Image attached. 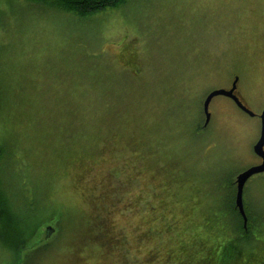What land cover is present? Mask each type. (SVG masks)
<instances>
[{
    "label": "rangeland",
    "instance_id": "374dc122",
    "mask_svg": "<svg viewBox=\"0 0 264 264\" xmlns=\"http://www.w3.org/2000/svg\"><path fill=\"white\" fill-rule=\"evenodd\" d=\"M125 36L139 46L137 69L117 60L115 53ZM235 75L240 76L244 101L256 115L217 95L210 103L211 121L199 137L194 123L205 120L203 96L230 85ZM0 104V144L7 153L0 160L4 188L14 191V208L29 230L36 222L43 226L32 241L38 243L21 255L22 260L51 264L55 258L58 264H72L71 253L68 259L60 256L73 247L64 242L70 240L64 229L81 215L88 217L85 210L89 225L97 230L105 213L102 200L77 191L65 166L73 157V147L93 156L90 153L102 133L97 130L112 129L127 139L132 130L150 135L149 130L169 129L162 167L167 170L164 165L176 159L190 162L191 177L214 205L209 212V220L214 221L221 214L217 209L221 201L229 195V182L260 162L253 144L264 107V0H138L90 18L28 0H0ZM168 109L176 113L171 125L165 118ZM179 116L182 125L172 120ZM196 150L200 159L192 160ZM121 172V167L115 169L111 182ZM163 180L135 183L142 189L161 186ZM137 185L135 190L140 189ZM244 199L257 213L261 211L258 218L264 228V172L247 181ZM155 201L147 193L139 209L152 205V212L168 224L166 207ZM208 207L197 205L191 213L194 225H202ZM131 215L120 210L108 223L115 230L133 229ZM172 218L178 232L181 218ZM49 225L55 230L47 238ZM68 228L74 231L73 225ZM262 234L260 247H264ZM18 235L2 243L16 246L21 241ZM110 247L121 250L118 244ZM122 247L130 255L129 246ZM176 254L173 249L171 256ZM0 264H15L14 254L2 244Z\"/></svg>",
    "mask_w": 264,
    "mask_h": 264
},
{
    "label": "trees",
    "instance_id": "16d2710c",
    "mask_svg": "<svg viewBox=\"0 0 264 264\" xmlns=\"http://www.w3.org/2000/svg\"><path fill=\"white\" fill-rule=\"evenodd\" d=\"M28 1L71 12L74 16L90 18L104 10L122 8L138 0ZM124 41L115 53L117 60L126 68L137 69L140 62L139 46L135 47V43L129 36H125ZM175 114L168 109L165 118L170 125V118ZM172 120L176 124L183 123L180 116L179 119ZM201 120L194 123L195 134L199 137L204 136V130L208 126L203 125L204 119L202 122ZM156 124L158 126V123ZM98 131L102 133H98L96 149L90 153L93 156H89L77 146L73 147L72 149L75 150L70 155L73 157L65 162V166L68 168L67 171L71 172L69 174L72 181L76 183L77 191L84 193L91 200L94 198L102 200L101 204L105 213L98 221L97 230H93L89 225L90 214L86 210L85 214L88 217L81 215L65 227L64 230L67 231L70 240H64V242L68 244V248L71 244L73 247L68 253L67 249L61 251L62 258L68 259L71 253L72 264H128L127 258L132 264H264V247L259 245V239L264 233L261 220L258 218L261 216V211L257 213L258 210L245 201L247 223L244 224V219L235 203V178L228 185L226 184L229 195L217 208L220 210V216L211 221L209 212L214 205L208 203L206 193L202 192L204 188L191 177V167L188 166L190 162L182 163L176 159V163L167 162L164 165L167 170L162 167L161 155L166 143L170 140L167 134L169 129H163L162 132L155 129L149 130L150 135L145 131L137 134L132 130L127 139L112 129ZM188 135L191 139H196L191 131ZM77 141L76 138L75 142L78 143ZM131 147L135 149L131 150ZM197 152V150L194 151L195 159L192 160L200 159L197 158ZM6 156L5 147L0 144V160H4ZM131 165L134 166L132 172L128 170ZM120 167L122 178L119 177L111 182L113 171ZM162 179H164L163 184L156 187L141 189L135 183L146 184V180L158 183V180ZM104 183L108 184L104 185ZM136 185L140 188L139 190H135ZM116 192H123V194L117 197L114 195ZM147 193H152L156 199L155 204L166 207L168 224L164 223L163 216L152 212V205L143 211L139 209L140 201L147 199ZM14 195V191L10 192L9 189L4 188L0 176V244L14 254L15 264L18 261L20 264H30V260H22L21 255L38 243L33 245L32 241L43 226L36 222L29 230V224H24V219L14 208V202L11 199ZM89 198L83 197L85 201H89ZM184 201L188 203L185 204ZM175 204L178 206L175 207ZM198 204L209 206L210 210L204 213L202 225L197 226L191 220V213L196 210ZM120 210H129L130 214H134L133 229L115 230L113 224L108 223ZM172 215L181 218L182 227L178 229V232H175L173 228ZM84 218H86L85 221H83ZM72 225L74 231L70 232L68 227ZM168 225L171 227L164 228ZM152 231L154 236H150ZM18 233L16 237L21 240L18 245L2 243L6 239L12 240ZM259 233H261L260 236ZM73 240L78 243L74 245ZM111 243L118 244L121 250L113 251L110 247ZM122 245L129 246L130 255L126 256L123 253ZM173 249L177 252L176 256H171ZM51 264H58V260L53 258Z\"/></svg>",
    "mask_w": 264,
    "mask_h": 264
},
{
    "label": "water",
    "instance_id": "95a60500",
    "mask_svg": "<svg viewBox=\"0 0 264 264\" xmlns=\"http://www.w3.org/2000/svg\"><path fill=\"white\" fill-rule=\"evenodd\" d=\"M240 79L239 75L234 76V81L231 88L218 87L210 90L203 97L202 101V111L203 115H205L204 126H207L211 119V111H210V103L213 98L217 95H224L232 98L236 104L249 115L254 116L256 113L249 108L246 104H244L240 98L235 94V90L237 88V83ZM260 117V133L256 142L253 144V151L258 157H260L261 161L259 163L248 166L244 170L240 171L235 177L236 183V192H235V203L236 207L239 210L241 216L244 219V224L247 223V216L245 211V200H244V191L247 181L255 174L264 172V107L259 114ZM55 230L51 225L46 227V237L49 238L52 232Z\"/></svg>",
    "mask_w": 264,
    "mask_h": 264
},
{
    "label": "flooded vegetation",
    "instance_id": "af4514ba",
    "mask_svg": "<svg viewBox=\"0 0 264 264\" xmlns=\"http://www.w3.org/2000/svg\"><path fill=\"white\" fill-rule=\"evenodd\" d=\"M233 81L234 80H232V82L230 83V85H226V86H223V87H225V88H231V86H232V84H233ZM235 92V94L240 98V100L244 103V104H246V102L244 101V99H243V97H242V95H241V93H240V88H239V81H238V83H237V88H236V90L234 91ZM230 98V97H229ZM230 100H232L235 104H236V102L232 99V98H230ZM237 105V104H236ZM247 105V104H246ZM238 106V105H237ZM248 106V105H247ZM239 107V106H238ZM240 108V107H239ZM244 111V110H243Z\"/></svg>",
    "mask_w": 264,
    "mask_h": 264
}]
</instances>
